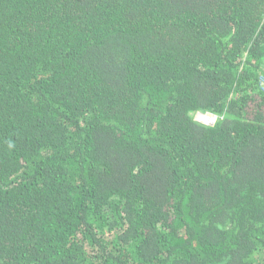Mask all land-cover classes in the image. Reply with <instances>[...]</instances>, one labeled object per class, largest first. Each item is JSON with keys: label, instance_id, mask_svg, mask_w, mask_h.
Here are the masks:
<instances>
[{"label": "trees", "instance_id": "1", "mask_svg": "<svg viewBox=\"0 0 264 264\" xmlns=\"http://www.w3.org/2000/svg\"><path fill=\"white\" fill-rule=\"evenodd\" d=\"M263 77L264 0H0V264H264Z\"/></svg>", "mask_w": 264, "mask_h": 264}, {"label": "built area", "instance_id": "2", "mask_svg": "<svg viewBox=\"0 0 264 264\" xmlns=\"http://www.w3.org/2000/svg\"><path fill=\"white\" fill-rule=\"evenodd\" d=\"M261 85L264 89V77L261 79ZM218 118H219L218 115L211 112H205V113L198 112L195 115L196 121L206 126L214 125L217 122Z\"/></svg>", "mask_w": 264, "mask_h": 264}]
</instances>
